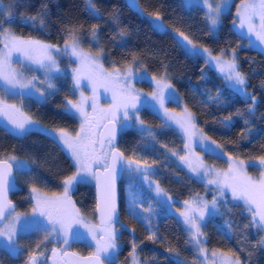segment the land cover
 Listing matches in <instances>:
<instances>
[{
    "label": "trees",
    "instance_id": "trees-1",
    "mask_svg": "<svg viewBox=\"0 0 264 264\" xmlns=\"http://www.w3.org/2000/svg\"><path fill=\"white\" fill-rule=\"evenodd\" d=\"M239 1L234 0L230 9L221 16V23L213 35L208 34L204 10L185 7L182 0H137L142 11H137L129 0H94L102 19L90 15L86 0H16L11 9L12 23L5 26L16 36L60 46L67 38L65 26L70 24L80 36V46L84 51L95 54L97 44L104 50L106 59L103 63L107 69L116 66L124 70L132 66L151 77L161 78L165 75L162 64L167 65V79L177 97L165 101V105L175 110L186 107L191 112L197 127L223 154H205L204 159L225 167V157L251 161L264 156V53L249 46L246 38H241L233 27L235 6ZM8 3L9 0H4L1 5L2 19H8L3 13L4 5ZM42 5H47V8L42 9ZM41 11L47 13L44 28L23 22L24 17ZM156 11L162 16L167 34L153 30L148 14ZM94 26L98 31V41L91 36ZM121 30L123 36L118 35ZM179 32L199 47L209 49L215 56H219L223 49V56L230 57L235 49L239 70L247 78L248 96L230 91L220 74L205 65L203 57L186 54L173 39ZM58 59L65 74L55 79L57 90L46 101L31 96L5 98L17 102L36 123L53 131L64 129L75 133L79 130V121L64 109L67 100L75 98L69 70L71 62L66 56ZM27 75L32 77L33 71H27ZM41 85L37 82V87L41 88ZM136 87L151 91L153 86L142 79ZM252 96L255 97L254 102ZM250 106H253L251 113ZM139 115L144 125L152 130L155 139L135 128L121 130L117 147L125 157L151 165V177L176 203L197 195L213 199L215 190L196 179L180 164L178 156L185 153L181 133L174 127H164L165 123L159 115L147 107L141 108ZM229 116L231 123L226 126L225 117ZM172 152H177L178 156H172ZM9 157L28 164V169L16 172L19 185L35 187L47 194L61 193L63 181L76 171L71 157L54 143L49 134L31 130L26 135L16 136L0 125V159ZM250 170L257 172L253 168ZM126 184H130V178L123 174L119 184V221L124 223V227L117 238L119 251L116 264H132L129 253L133 240L138 245L136 258L139 264H174L176 260L188 264L194 261L195 252L186 244L188 235L181 223L157 202L150 205L148 200L151 195L138 178L131 183V188L129 185L128 191L136 192L142 203H138L135 209L126 206ZM70 196L81 215L96 222L93 184L77 183ZM216 213L205 223L206 247L235 252L243 264H264V247L259 246L263 233L251 226L250 214L242 203L229 199L220 201ZM151 232L156 234L155 242L148 239ZM73 247L81 253H90L89 247L80 241Z\"/></svg>",
    "mask_w": 264,
    "mask_h": 264
},
{
    "label": "snow or ice",
    "instance_id": "snow-or-ice-1",
    "mask_svg": "<svg viewBox=\"0 0 264 264\" xmlns=\"http://www.w3.org/2000/svg\"><path fill=\"white\" fill-rule=\"evenodd\" d=\"M3 2L4 0H0V5ZM15 2L16 0H9V3L4 5L3 13L8 19L0 18V118L6 121L5 130L16 136H23L33 129L36 122L16 104L8 103L5 97L32 96V90H35L39 93V99L46 101L48 96L57 90L55 79L65 74L59 66L58 58L62 56H68L76 63L71 70V78L74 89L80 90L79 99L67 100L64 109L67 114L79 118L80 127L75 135L64 129H59L54 134V143L68 152L75 166V173L63 181V192L59 195L44 196L37 188L32 187L31 193L35 205L31 216L35 219H26L22 225L21 215L16 213L15 206L8 199L9 191L14 188L13 161L16 158L0 159V249L11 257L21 255L16 240L18 225H20L24 231H42L48 243H52L55 239L64 246L53 247L51 254L46 255V250L37 245V250L28 255L25 264H48V261H51V264H116L119 251L115 227L118 223L116 205L118 172L126 174L131 183H135L136 179L141 177L149 184L157 197H167V193L159 184H153L150 179L152 166L141 165L140 161L125 157L116 146L118 130L131 127L155 139L154 133L151 129L144 127V121L139 115L145 101L132 83L139 70L132 66H127L123 71L116 66H113L111 70L106 69L103 63L106 59L104 50L97 44L95 54L84 51L80 46V36L70 24L65 26L67 38L62 47L38 39H25L14 35L5 25L12 23L11 9ZM229 2L230 0H185L184 6L192 7L194 3L202 4L206 9L205 20L208 25V34L213 35L221 23V16L225 8L229 6ZM86 4L90 15L96 19H102L94 0H86ZM131 4L137 11H142L137 0H131ZM41 8L46 9L47 5H42ZM46 17V11H41L36 15L24 17L23 22L30 26L44 28ZM148 18L152 21L154 31L167 34L159 11L149 13ZM237 21L241 38H254L260 45H264V0H241L236 9V19L233 24L235 25ZM118 35L123 36L124 32L121 30ZM91 36L94 41H98V31L95 26ZM173 39L186 54L203 57L205 65L220 74L230 91L241 95L247 94V78L239 70L235 49L230 53V59H223L225 50L222 49L219 56H213L209 49L201 50L183 32H179ZM252 43V39H249V46H252ZM134 62L138 63V61ZM14 63H19L21 68L27 71H42L41 83L45 87H37L38 77L27 78L23 71L13 66ZM162 67L165 69V75L160 79L152 77L156 87L151 94V100L163 110L166 118L164 127H169L170 121L185 137L183 149L185 154L178 156L177 152H172L171 155L178 156L181 165L202 181H206L208 185H213L221 199L226 196V190L230 191L232 200L242 202V207L250 214L251 226L264 231V156L259 157L261 171L260 178L256 180L247 174V167L250 165H246L243 161L229 157L227 171H217L205 164L200 156L194 155V143L203 144L206 137L202 132H197L194 117L186 107L180 115L171 114L165 107V101L175 100L176 96L173 85L167 79V65L162 64ZM85 81L91 87L90 96L84 94ZM100 89H103L105 93H111V103L107 108L99 106ZM251 99L255 101L254 96ZM253 106L249 108L250 113ZM225 121L228 122L226 124L228 126L231 123V117H225ZM42 131L47 132L46 129ZM16 167L22 169L24 165L17 164ZM87 177L96 181L98 189V203L94 211L98 214L99 222L95 224L85 221L70 196L74 185L85 182ZM168 200L170 201L171 197H168ZM130 203L133 209L138 203H142L134 191H130ZM219 203L220 200L216 197H213L209 203L198 195L184 201V210L180 212V216L188 235L186 244L191 245L196 254L202 258V264H241L235 252L213 250L209 254L205 246L206 242L202 239L205 235L202 231L205 227L203 222L210 214V209L216 212ZM148 210L150 211V208ZM81 227L85 232L80 231ZM87 237L94 242V250L89 256L82 257L67 250L66 246L73 238ZM148 239L155 242V232H151ZM259 246L264 247V239L259 241ZM137 247V243L133 240L129 253L132 264H139L136 258ZM168 251L171 252L172 249ZM174 264H181V262L176 260Z\"/></svg>",
    "mask_w": 264,
    "mask_h": 264
},
{
    "label": "rangeland",
    "instance_id": "rangeland-1",
    "mask_svg": "<svg viewBox=\"0 0 264 264\" xmlns=\"http://www.w3.org/2000/svg\"><path fill=\"white\" fill-rule=\"evenodd\" d=\"M130 2H131V0H129ZM183 1V3L185 2V0H182ZM233 1L234 0H230V2H229V6L228 7H226L225 8V10H224V12H223V14L225 13V12H227L229 9H230V6L232 5V3H233ZM240 2L241 1H239L238 3H237V5L235 6V19H236V9H237V7L239 6V4H240ZM192 7H200V8H202L203 10H204V12H206V9L203 7V5L202 4H200V3H194L193 4V6ZM0 8H1V5H0ZM233 27H234V29L241 35V30L239 29V27H238V21H237V23L234 25L233 24ZM217 30V29H216ZM216 30H215V33H216ZM246 38V40H247V43H248V40L249 39H252V41H253V43H252V46L251 47H253V48H256V49H258V50H260V51H262L263 53H264V45H260L257 41H255V39L254 38H248V37H245ZM63 46V44L62 45H60L59 47H62ZM201 48V50L203 49L202 47H200ZM213 55V54H212ZM213 56H215V55H213ZM68 59H69V61L71 62V64H70V67H69V70H70V75H71V70H72V68L73 67H75L76 66V63H75V61L72 59V58H69L68 56H66ZM223 59H230V57H222ZM15 68H17L18 70H20V71H23L24 73H25V76L27 77V78H29V76L27 75V70L25 69V68H21V66H20V64L19 63H14V65H13ZM31 67H35V66H31ZM107 69V68H106ZM109 70H111V69H109ZM121 71H123V70H121ZM64 73V72H63ZM33 76H36V77H38V80L36 81V83L37 82H40L41 83V81L43 80V73H42V71H33ZM141 77H143V78H141ZM31 78V77H30ZM29 78V79H30ZM142 79H144V80H147L148 82H151V85L153 86L152 88H151V91H144V90H142V89H139V88H137L136 87V83L138 82V81H140V80H142ZM157 79H160V78H157ZM73 81V80H72ZM132 83H133V85H134V87H135V89H136V91L138 92V93H141V95H142V99L145 101V103L143 104V106L141 107V108H143V107H147V108H149V109H151V110H153L157 115H159V117L164 121V123H165V120H166V118L164 117V114H163V110H161V109H159V106H158V104H156V102L155 101H152L151 100V94H152V92L154 91V89H155V87H156V85H155V83H154V81L152 80V77L151 76H149L148 74H146V73H144V72H138V75H137V77L132 81ZM42 84V83H41ZM84 87H83V91H84V94L86 95V96H90L91 95V87L90 86H88L87 85V82L85 81L84 82ZM43 87H45V85L44 84H42L41 85V88H43ZM33 91V95L31 96V97H33V98H35V99H37V100H42V99H39V93L38 92H35V90H32ZM74 93H75V98H73V99H70V100H73V101H75V100H78L79 99V94H80V90H77V89H74ZM247 96H248V94H246ZM246 95H243L244 97H246ZM25 96H28V95H25ZM98 96H99V106L101 107V108H107V107H109V105H110V103H111V93L109 92V93H105L104 91H103V89H100L99 90V93H98ZM175 96H176V94H175ZM13 97H17V96H13ZM29 97V96H28ZM177 97V96H176ZM167 101V100H166ZM7 102L8 103H11V104H16L17 105V107H20L21 108V106L17 103V102H13V101H10V100H8L7 99ZM67 103V102H66ZM165 107L169 110V112L171 113V114H175V115H180V114H182V112H183V110H184V108L185 107H182V108H180V109H178V110H175V109H171V108H169L168 106H166L165 105ZM22 109V108H21ZM23 111V110H22ZM89 111H91V109H89ZM189 111V110H188ZM190 112V111H189ZM191 113V112H190ZM74 116V115H73ZM76 117V116H75ZM194 117V116H193ZM77 118V120L79 121V127H80V120H79V118L78 117H76ZM195 120V119H194ZM169 123V125L171 126V127H174V128H176L179 132H180V130L177 128V126L174 124V123H172V122H168ZM6 124V121H4L3 120V118H0V125L1 126H3L4 127V125ZM10 127V126H9ZM144 127H147L146 125H144ZM5 128V127H4ZM131 128H135V127H131ZM147 128H149V127H147ZM42 129H46L47 130V132H45V133H47V134H49L50 136H52L53 138H54V134L57 132V131H53V130H51V129H49V128H47V127H44V126H42V125H40V124H38V123H36L35 124V126L33 127V129L32 130H39V131H42ZM136 129V128H135ZM123 130V129H122ZM121 130H119V132H120ZM42 132H44V131H42ZM69 132V131H68ZM197 132L198 133H201L202 132V134L204 135V137H206V139H205V141L203 142V144H200V143H194V145H193V148H194V155H197V156H200L202 159H203V162L205 163V164H207V165H210L211 167H213L214 169H216L217 171H227V169H228V164H229V158H227V157H225L226 158V160H227V163H226V165H225V167H222V166H218V165H215V164H213V163H210V162H208V161H206L205 159H204V155L205 154H213V155H216V156H219V155H223L222 154V151L220 150V148L201 130V129H199L198 127H197ZM69 133H71V132H69ZM181 133V132H180ZM73 135H75V133H72ZM181 135L183 136V134L181 133ZM183 138H184V143H185V137L183 136ZM66 151V150H65ZM67 152V151H66ZM68 153V152H67ZM185 154V153H184ZM183 154V155H184ZM69 155V154H68ZM70 156V155H69ZM220 157H223V156H220ZM235 160H238V161H243L246 165H250L249 167H247V174L250 176V177H252L253 179H256V180H258L259 178H260V171H261V167H260V165H259V159H257V160H251V161H244V160H239V159H235ZM13 164H14V169L15 170H19L17 167H16V165L17 164H22V165H24V167L22 168V169H28V164H27V162H24V161H20V160H15V161H13ZM141 165H143V164H141ZM185 167V166H184ZM186 168V167H185ZM250 168H253V169H256V171L257 172H253V171H251L250 170ZM187 169V168H186ZM188 170V169H187ZM189 171V170H188ZM190 172V171H189ZM191 173V172H190ZM192 174V176H194L196 179H198V180H200V181H202L199 177H197L195 174H193V173H191ZM126 175V174H125ZM127 176V175H126ZM127 178H129L128 176H127ZM138 179H139V181H140V183H143L145 186H146V188H147V190H148V192L150 193V195H151V198L148 200L149 201V203H150V205L151 204H153V202H157L160 206H161V208H163L167 213H170L171 215H173L180 223H181V225L183 226V228L185 229V226L183 225V223H182V217L180 216V212L181 211H183L184 210V201H177V203H176V201H174V199L171 197V200L169 201L168 200V197H170L168 194H167V197H165V196H161V197H157L156 196V194H155V192L154 191H152V189L149 187V184L147 183V182H144L143 181V179L141 178V177H138ZM150 179H151V181L153 182V184H155V183H158L157 181H155L152 177H151V175H150ZM202 182H204L205 184H207L206 183V181H202ZM85 183H90V184H93V179L92 178H90V177H87V178H85ZM131 183V182H130ZM129 185L130 184H126L125 186H124V189H125V194H124V196H125V198H127V202H126V206H128V207H130V208H132V206H131V203H130V192L128 191V187H129ZM208 185V184H207ZM160 186V185H159ZM208 186H210V187H212L214 190H215V197L218 199V200H220V201H225L226 199H229V200H232V198H231V192L230 191H228V190H226V196L223 198V199H221L220 197H219V194H218V192L216 191V189H215V187L213 186V185H208ZM161 187V186H160ZM74 188V187H73ZM73 190V189H72ZM71 190V191H72ZM165 192V191H164ZM42 195V194H41ZM44 196H48V197H52L51 195H44ZM204 200H207L209 203H211V201H212V199L211 200H208V199H206L205 197H202ZM191 200V199H190ZM33 201H34V203H35V200L33 199ZM233 201V200H232ZM238 202V201H237ZM242 203V202H241ZM218 208H219V205H218ZM218 208H217V210H216V212L218 211ZM216 212H212V210L210 209V214L209 215H207L206 216V218H205V221L203 222L204 224L207 222V220L210 218V217H212ZM31 218H33L32 216H31V214H30V216H27V217H25V218H23V221L24 220H26V219H28V220H30ZM85 219V221L86 222H91V223H93V224H95L96 222L94 221H91V220H89V219H86V218H84ZM115 227L117 228V236L119 235V232H120V230L124 227V223L122 222V221H118V223L115 225ZM80 231L81 232H85V230L81 227L80 228ZM202 231L204 232V227L202 228ZM262 233H263V239H264V231H262ZM202 239L205 241V235L202 237ZM72 240H75V241H83L88 247H89V251H90V253H92V251L94 250V242L93 241H91V238L90 237H87V238H79V239H77V238H73ZM71 240V241H72ZM71 241H70V243H71ZM53 244L54 245H57V244H59L60 245V243L59 242H57V241H55V239H53ZM117 244H118V239H117ZM191 246V245H190ZM206 246V245H205ZM192 248V247H191ZM208 249V251H209V254L211 253V251H213V250H211V249H209V248H207ZM217 251H219V250H217ZM195 252V251H194ZM235 258V257H234ZM188 264H202V258L201 257H199L197 254H196V252H195V259H194V261H192V262H188ZM241 264H243L242 262H241Z\"/></svg>",
    "mask_w": 264,
    "mask_h": 264
},
{
    "label": "flooded vegetation",
    "instance_id": "flooded-vegetation-1",
    "mask_svg": "<svg viewBox=\"0 0 264 264\" xmlns=\"http://www.w3.org/2000/svg\"><path fill=\"white\" fill-rule=\"evenodd\" d=\"M22 170H25V169L15 170L14 176H15V182H16V189L13 192H11L9 195L10 200L15 204L16 213H19L22 217L21 225L24 222L23 218L30 216V214L32 213V208L35 205L32 199V193H31L32 187L25 188L19 185L17 182L16 172L22 171ZM38 191L42 195H51V196L59 195L63 192L62 191L61 193H58V194H47L45 192L40 191L39 189ZM31 219H35V218L33 217ZM39 219L43 220V218H39ZM16 240L18 242L21 255H19L18 257H11L8 254H6L2 249H0V264H25V261L28 255H30L33 251L37 250V245H39L41 249L46 250V255L51 254V249L53 247H64L61 244L54 245L53 242L48 243L45 240V236L42 231H36V230L24 231L22 230L20 225H18V234H17ZM76 242L77 241L72 240L71 243L68 246H66L67 250L75 252L79 255H86L74 249L73 245ZM80 242L84 243L83 241H80ZM48 264H51V261H48Z\"/></svg>",
    "mask_w": 264,
    "mask_h": 264
},
{
    "label": "water",
    "instance_id": "water-1",
    "mask_svg": "<svg viewBox=\"0 0 264 264\" xmlns=\"http://www.w3.org/2000/svg\"><path fill=\"white\" fill-rule=\"evenodd\" d=\"M118 138H119V130H118V133H117V139H116V146H117V142H118ZM118 148V147H117ZM118 150L120 152H122L119 148ZM123 153V152H122ZM125 156V155H124ZM102 171V169H101ZM14 168H13V175H14ZM123 176V173H119L117 174V178H116V205H117V217H118V221H119V218H120V201H119V184H120V181H121V178ZM13 184H14V188L12 190L9 191L8 193V199L10 200L9 198V195L11 192H13L15 189H16V182H15V176H14V180H13ZM93 186H94V193H95V208H96V205L98 203V189H97V184H96V181L93 179ZM11 201V200H10ZM11 203L15 206V204L11 201ZM95 220H96V223L99 222V218H98V214L95 212ZM72 252V251H70ZM75 253V252H73ZM77 254V253H76ZM91 254V253H90ZM90 254H86V255H79V256H82V257H87L89 256Z\"/></svg>",
    "mask_w": 264,
    "mask_h": 264
}]
</instances>
